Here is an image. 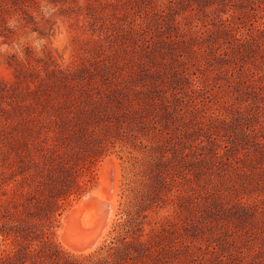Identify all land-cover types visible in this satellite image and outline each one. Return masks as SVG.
Here are the masks:
<instances>
[{"label": "rangeland", "instance_id": "1", "mask_svg": "<svg viewBox=\"0 0 264 264\" xmlns=\"http://www.w3.org/2000/svg\"><path fill=\"white\" fill-rule=\"evenodd\" d=\"M93 191L79 242L114 216L74 253ZM134 203L175 224L166 264H264V0H0V264H74Z\"/></svg>", "mask_w": 264, "mask_h": 264}, {"label": "trees", "instance_id": "2", "mask_svg": "<svg viewBox=\"0 0 264 264\" xmlns=\"http://www.w3.org/2000/svg\"><path fill=\"white\" fill-rule=\"evenodd\" d=\"M84 179L78 191L84 190L92 183L93 177L91 166L85 165L82 168ZM60 195L51 193L48 196V207L51 210V218L59 210L62 203H59ZM130 204V202L128 203ZM137 206L134 209V206ZM123 211L120 221L113 227L109 241L99 248L93 255L84 257L77 264H166L167 258H175L176 251H169L165 247L173 248L177 246L170 234L172 224L168 216L158 218V204L144 205L142 203L131 204ZM150 213V214H149ZM51 226L42 232V239L46 242L50 240ZM176 243V244H175ZM187 248L186 243H179ZM14 255V251L7 254ZM11 255V256H12ZM193 264V263H192Z\"/></svg>", "mask_w": 264, "mask_h": 264}, {"label": "bare ground", "instance_id": "3", "mask_svg": "<svg viewBox=\"0 0 264 264\" xmlns=\"http://www.w3.org/2000/svg\"><path fill=\"white\" fill-rule=\"evenodd\" d=\"M115 195V194H113ZM111 195V196H113ZM96 196V191L94 192H91L89 193L86 197H84L80 203L78 204V206H76L75 208L71 209L70 212H68L66 215L63 216V219H62V223H63V228L60 230L59 232V235L61 237V240H62V243L64 245V247L66 249H68L69 251L71 252H74V253H88L90 251H92L93 248L89 247V246H95L97 244H100L99 241L102 237V234L107 232V228L109 226V223L110 221L112 220L111 217L112 215L114 216V210H115V205L114 203H111V208L109 210V217H108V220L107 222H105L104 224H101L103 225L102 229L101 230H98L100 231L99 233L96 234L95 237H92L93 239L90 240L88 243L87 242H79L80 239H83V237L85 236V233H86V230L89 228L91 222H89L85 216V218L83 219H79L78 217V213H79V209L80 208H83L87 205H89V208L92 207V208H96V209H99L101 207V205H103L102 207H104L105 205L102 204L100 201L98 200H95L94 197ZM107 198V196H105ZM104 197V198H105ZM98 199V198H97ZM102 199V198H101ZM107 200V199H106ZM107 201H105L106 203ZM107 205V204H106ZM108 206V205H107ZM88 207V206H87ZM88 208V209H89ZM92 208H90L89 210H92ZM87 209H85L86 211ZM88 210V211H89ZM105 210V209H104ZM84 211V210H83ZM82 211V212H83ZM94 211V209H93ZM98 212V211H97ZM101 213V212H100ZM106 213V212H104ZM108 213V212H107ZM106 215V214H105ZM107 215H106V219H107ZM90 216V215H89ZM100 216V215H99ZM88 217V216H87ZM102 217V216H101ZM81 218V217H80ZM91 218V217H90ZM101 219V218H100ZM90 220V219H89ZM94 220V219H93ZM92 220V221H93ZM92 225V224H91ZM99 226V225H98ZM97 226V227H98ZM92 227V226H91ZM94 229V227H93ZM95 230V229H94ZM97 231V230H96ZM87 237V236H86ZM86 237L84 239H86ZM91 238V237H90ZM83 239V240H84ZM87 240V239H86ZM102 240V239H101ZM92 243V244H91ZM91 244V245H90ZM96 247V246H95Z\"/></svg>", "mask_w": 264, "mask_h": 264}]
</instances>
